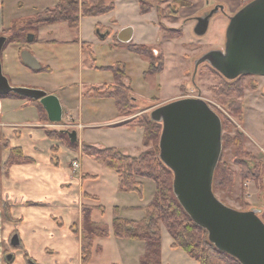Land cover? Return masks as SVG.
Segmentation results:
<instances>
[{"label":"crops","instance_id":"obj_1","mask_svg":"<svg viewBox=\"0 0 264 264\" xmlns=\"http://www.w3.org/2000/svg\"><path fill=\"white\" fill-rule=\"evenodd\" d=\"M24 1L26 0H0V36H5L11 22L16 17L17 7L20 8ZM250 1L252 0H161L165 5L179 2L187 4L178 7V15L181 19L193 21L194 26L196 18L204 16L206 12H210L216 6L222 7L217 12H224L228 20V17ZM209 8L212 9L209 11ZM155 10L156 8L146 12L149 16L146 22L156 30L154 36L157 41L159 30L154 24L157 16ZM200 13L201 15H198ZM57 24L61 23L40 27L36 36L35 33L32 34L31 41L22 44L9 43L11 44L10 48L6 49L7 45H5L2 52L4 49L6 52H1L0 55L1 67H4L11 84L44 89L47 90V94L57 96L62 108L61 120L64 122L59 125L58 122L49 121L43 107L46 119H42L41 108L36 104L29 103L24 98L0 97V140H6L10 147L19 148L23 155L29 159L27 162L5 166L10 151L9 149L1 151L0 264H81L82 205L95 207L90 212L91 220L96 223H104L110 229L108 237L95 239V249L89 264H140V258L145 248L144 242L117 238L113 235L111 229L114 218L113 208H119V216L122 218L140 220L145 217L144 208L152 200L154 191L150 198L143 200L134 192L120 191L116 173L104 164L83 155L80 150L82 143H88L101 147H117L128 153L131 138L136 136V131L139 130V134L143 136L142 128L131 127L127 124L136 114L121 115L116 109L114 100L104 98L101 101H110L109 103L112 105L113 117L98 127H96L97 121L84 123L81 114L76 117L74 114L76 111L71 109L72 103L70 102L73 98L69 95L68 90L75 82L69 75L70 67L66 61L68 57L63 56L62 65H59V68L65 71L64 75L57 80H50L48 74L54 69L56 70V60L41 51V47L46 44L50 46L48 49L56 48L57 45L75 47L80 61V73L84 67V61L87 59L86 44L100 42L112 31L105 37L101 36L96 29L97 37L93 36L91 39H83L77 35L75 38L57 40L50 37L48 32L49 29L57 28ZM126 27L112 33L117 46L123 47L133 41L135 29L131 26L130 40L128 42L119 40V33ZM43 34L45 36H42ZM137 44L150 45L146 42ZM34 45L37 47L33 48ZM151 46L153 45L148 47ZM25 50L34 58L38 67H32L22 60L21 54ZM43 67L48 70H42ZM99 68L101 67L99 66ZM40 72L45 75V77L43 76L44 80L36 79L35 75L38 76ZM78 88L79 97L77 98L83 103V91H80L81 87ZM86 99L89 98L86 97ZM57 126L66 129L73 128L76 132L77 149H72L63 140L54 139L48 135L50 130L61 129L56 128ZM85 130L95 132L89 137L86 136L88 132ZM111 130L118 131L117 135L120 140L112 139L109 134L105 135ZM73 160L78 162V167L72 166ZM91 176L96 177L92 178ZM145 180H143V187ZM84 193L95 195L98 200L85 198ZM99 204L104 207L103 213L96 208ZM6 210L11 219L7 218ZM73 225L77 233L72 231ZM13 235L17 236V245L11 244ZM170 244L171 238L168 232L162 228L161 264H164L166 252L172 258L171 263L177 264L176 255L179 251L185 255L181 256L184 263L196 264L195 260L183 250L173 249ZM9 254L12 258L7 261L6 256Z\"/></svg>","mask_w":264,"mask_h":264},{"label":"rangeland","instance_id":"obj_2","mask_svg":"<svg viewBox=\"0 0 264 264\" xmlns=\"http://www.w3.org/2000/svg\"><path fill=\"white\" fill-rule=\"evenodd\" d=\"M139 1L105 0L106 4L113 3V9L101 15L81 17L78 31L77 28L68 27L65 22H60V25L57 24L55 29H49L50 37L57 40L75 38L77 35H80L83 39H91L97 35L96 29L103 37L112 32L100 42L89 45L90 53H87V59H85L84 67L80 73V61L75 47L57 45L56 48L48 49L49 45H43L41 51L45 55L51 56L52 59L55 58L57 64L56 70L54 69L53 72L49 73L48 77H50V80H57L64 75L65 71L60 69L59 65H62V58L66 55L68 57L66 61H68L70 67L69 75L71 79L73 78L72 81L75 82L72 88L68 90L69 95L73 98L70 102L72 103L71 109L76 111L74 113L76 117L81 114L84 123L97 121L96 127L104 125L106 121L108 122L113 117L112 105L109 103L110 101L103 102L101 99L96 98L86 99L85 96H82L83 103H81L77 98L79 97L78 87H81L80 91H83L84 94L91 86H109L113 84L112 72L105 68L106 66L120 64L125 69L128 76L126 83L130 85L131 96L135 99L137 106L129 116L136 114V118L142 113L149 116L150 111L155 107L178 98L203 99L219 116L223 136L231 141L233 137L241 134L242 150L237 149V139L232 144L228 141L226 144V140L223 143L219 158L220 165L225 166L226 169L228 168L232 172V177L230 182H227V176L218 179L217 187L213 192L221 202L237 210L259 209L258 215L264 222V76L246 74L233 80L227 79L226 82L220 73L207 62H202L195 67V62L207 51L213 49L223 50L228 25L224 12L214 13L209 19L207 31L198 36L194 33L193 21L181 19L179 15L176 21H173V17L170 15L172 14L171 10L165 4L159 5L152 2V0H144V8L149 10L156 8L157 16L154 24L159 30V37L156 41L154 36L156 30L146 22L149 16L138 10V7L140 9ZM57 2L58 0H26L22 6L20 5V8L17 7L18 11L14 20L34 17L45 9L53 8ZM198 15H201V13ZM18 24L21 25L22 23L19 22ZM126 26L135 29V36L132 43L129 44L146 42L153 45L148 50L149 56L153 59L154 67H151L149 57L141 56L129 50L128 45L121 47L115 44L116 41H114L112 33L114 34L115 31ZM37 30L32 31L35 36ZM178 34L181 36L179 37ZM10 45L7 44L5 49L10 48ZM35 47L37 45L33 46V48ZM5 49L2 53L6 52ZM159 58L162 60V64L159 63ZM157 66L159 72H149L150 67L152 71H156ZM28 72L32 74L30 71ZM2 73L11 86L29 88L28 86L11 84L4 67ZM43 76L45 77L43 72H40L38 76L35 75L36 79L40 80L45 79ZM233 83L234 85H241L242 92L239 95L230 94L227 97L221 95L220 89ZM44 91L47 93V90ZM227 100H233L237 103L233 102L230 105L227 103L226 111ZM228 107L232 111L228 110ZM142 110L145 112H141ZM63 123V120H61L57 124ZM56 128L61 129L54 130H73V128L66 129L62 126ZM91 130H85V132ZM138 131L130 141L128 153L131 155H138L145 149L142 135ZM94 132H88L86 136L90 137ZM117 133L118 131L111 130L105 135L109 134L112 139L120 140ZM244 162L252 164L253 172L257 174L255 177L244 178L241 176V171H244ZM152 191H154V184L151 180L146 179L142 198L140 199L150 198ZM177 254V264H186L181 257L185 255L180 251ZM171 260L169 253L166 252L164 264H172Z\"/></svg>","mask_w":264,"mask_h":264},{"label":"water","instance_id":"obj_3","mask_svg":"<svg viewBox=\"0 0 264 264\" xmlns=\"http://www.w3.org/2000/svg\"><path fill=\"white\" fill-rule=\"evenodd\" d=\"M221 6L196 18L194 33L203 35L210 17ZM132 28L126 27L118 35L128 42ZM28 34L27 41H31ZM0 36V55L6 43ZM22 60L38 67L27 50ZM207 62L229 80L240 75L264 76V0H252L229 17L223 50L207 51L195 62V67ZM15 93L37 100L49 121L60 122L62 108L54 94L44 90L11 86L2 73L0 61V95ZM153 122L160 123L159 158L172 174V189L177 200L194 223L204 228L216 248L236 258L241 264H264V222L259 209L237 210L221 202L213 192V175L219 161L222 125L219 116L201 98L185 97L163 103L149 113ZM70 141L76 132L68 131ZM264 184V176H263ZM11 244L17 245L13 235ZM12 256H6L10 261Z\"/></svg>","mask_w":264,"mask_h":264},{"label":"trees","instance_id":"obj_4","mask_svg":"<svg viewBox=\"0 0 264 264\" xmlns=\"http://www.w3.org/2000/svg\"><path fill=\"white\" fill-rule=\"evenodd\" d=\"M152 2H156L159 5L162 4L161 0H152ZM139 3V11L141 13L149 11V9L143 7L145 4L144 0H140ZM185 5L187 4L184 2L166 4L167 8L171 10L172 14L170 15L173 17V21L177 19L178 7ZM112 9L113 3L106 4L105 0H58L53 8L45 9L34 17L13 20L6 31L7 39L5 45L9 43H26L28 34H33L32 31H36L46 25L66 22L69 27L77 28L81 17L101 15ZM19 22L22 24H18ZM178 36L180 37L181 35L178 34ZM86 45V49L90 53L89 45ZM128 48L141 56L149 57L151 67H154L152 63L153 59L149 56L148 46L143 44H128ZM158 60L162 64V60L160 58ZM151 67L149 72H159L157 70L158 66L156 67V71H152ZM105 68L112 72L113 84L109 86H91L85 91L83 96L96 99L111 98L114 100L119 114L130 115L137 106L135 99L131 96L130 85L126 83L128 76L124 67L120 64H114ZM42 70L47 71L48 68L43 67ZM226 90L227 96L230 94L239 95L242 92V87L241 85H234V83L227 84L219 92L224 96ZM0 97L24 98L29 103L36 104L41 108V118L46 119L42 106L37 100L25 98L15 93L0 95ZM231 101L227 100V103L229 105L233 102L237 103L233 100ZM229 109L230 107H228ZM230 111L232 110L230 109ZM127 124L131 127L142 128L143 130L142 142L145 149L138 155H130L117 147H101L88 143H82L80 146L83 155L104 164L116 173L120 191L134 192L139 198H142L143 180L149 179L154 184V194L152 200L144 208V218L140 220L122 218L119 216V208H113L114 218L111 224L113 235L117 238L144 242L145 248L140 258V264H161L162 228L168 232L171 238L170 247L183 250L190 258L195 260L196 264H241L236 258L218 250L209 241L206 230L193 222L174 195L172 189L173 174L159 158L158 138L161 133V124L153 122L144 113L136 118L134 117ZM48 135L51 138L63 140L72 149L78 148L77 140L70 141L68 130L53 129L48 131ZM236 139L238 140L236 144L237 149L242 150L241 134L233 137L231 141L229 139L227 141L232 144ZM3 149H9L10 151V156L5 166L29 161L19 148L10 147L9 143L4 139L0 140V156ZM243 168L244 171H241L242 177L253 178L257 175L253 172L252 164L244 162ZM226 176L227 182H230L232 172L228 168L226 169L225 166L220 165V161H218L213 175V190L217 187V180L223 179ZM91 177L95 178L96 176ZM84 196L85 198L98 200V197L95 195L84 193ZM94 208L82 205L81 209V264H89L93 250L95 249V239L108 237L110 233V229L106 224L96 223L91 220L90 212ZM96 208L102 213L104 212V207L101 204L97 205ZM5 214L8 219H11L7 210ZM71 229L74 233H77L74 225Z\"/></svg>","mask_w":264,"mask_h":264},{"label":"flooded vegetation","instance_id":"obj_5","mask_svg":"<svg viewBox=\"0 0 264 264\" xmlns=\"http://www.w3.org/2000/svg\"><path fill=\"white\" fill-rule=\"evenodd\" d=\"M228 21H229V17H228ZM220 75H221V74H220ZM221 76H222V75H221ZM222 78H223L224 80H226V82H227V78H225L224 76H222ZM224 96L227 97V90H226ZM225 110L227 111V101H226ZM221 125H222V124H221ZM224 137H225V136H223V135L221 134V142H222V146H223V143H224L225 140H226V144H227V137H225V139H224ZM221 150H222V149H221ZM220 156H221V154H220Z\"/></svg>","mask_w":264,"mask_h":264},{"label":"built area","instance_id":"obj_6","mask_svg":"<svg viewBox=\"0 0 264 264\" xmlns=\"http://www.w3.org/2000/svg\"><path fill=\"white\" fill-rule=\"evenodd\" d=\"M72 166L75 167V168L78 167V162L76 160H73L72 161Z\"/></svg>","mask_w":264,"mask_h":264}]
</instances>
